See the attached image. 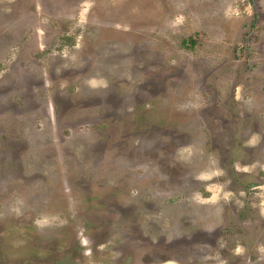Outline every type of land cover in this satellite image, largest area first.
I'll use <instances>...</instances> for the list:
<instances>
[{
	"label": "rangeland",
	"instance_id": "374dc122",
	"mask_svg": "<svg viewBox=\"0 0 264 264\" xmlns=\"http://www.w3.org/2000/svg\"><path fill=\"white\" fill-rule=\"evenodd\" d=\"M0 264H264V0H0Z\"/></svg>",
	"mask_w": 264,
	"mask_h": 264
},
{
	"label": "trees",
	"instance_id": "16d2710c",
	"mask_svg": "<svg viewBox=\"0 0 264 264\" xmlns=\"http://www.w3.org/2000/svg\"><path fill=\"white\" fill-rule=\"evenodd\" d=\"M185 43H186L187 46L190 47V46H193L194 40H192L191 38H189V39H186Z\"/></svg>",
	"mask_w": 264,
	"mask_h": 264
}]
</instances>
